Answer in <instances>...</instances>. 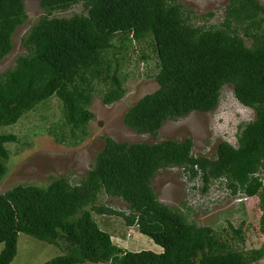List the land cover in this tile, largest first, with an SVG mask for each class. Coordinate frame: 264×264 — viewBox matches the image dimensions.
Returning a JSON list of instances; mask_svg holds the SVG:
<instances>
[{
    "label": "trees",
    "instance_id": "1",
    "mask_svg": "<svg viewBox=\"0 0 264 264\" xmlns=\"http://www.w3.org/2000/svg\"><path fill=\"white\" fill-rule=\"evenodd\" d=\"M25 1L0 0V59L12 51L13 35L28 18ZM40 2L43 13L21 39L26 51L0 72V127L56 96L63 124L70 128L69 141L84 140L95 117L90 106L97 86L104 85L99 92L106 104L127 92L125 79L107 55L118 34L123 48L133 40L150 39L157 63L158 88L124 113L130 128L157 135L168 119L211 111L226 84L233 85L241 103L254 108L255 118L240 125L236 145L220 140L211 157L193 155L191 137L150 143L107 136L80 181L60 176L46 185L17 184L0 193V264L14 260L21 232L62 249L63 254L44 264H251L263 258L264 245L242 250L241 225L229 222L231 241L229 234L197 225L182 207L161 201L152 180L161 168L178 165L189 178L201 181L203 191L226 177L230 194L259 196L264 234V4L229 0L220 23H207L211 11L198 24L194 11L178 0ZM78 3L84 11L59 14ZM18 140L14 132L0 131V180L9 170L7 144ZM101 193L121 198L126 209L99 203ZM186 204L190 209L188 200ZM94 213L122 216L162 250L123 247Z\"/></svg>",
    "mask_w": 264,
    "mask_h": 264
},
{
    "label": "rangeland",
    "instance_id": "2",
    "mask_svg": "<svg viewBox=\"0 0 264 264\" xmlns=\"http://www.w3.org/2000/svg\"><path fill=\"white\" fill-rule=\"evenodd\" d=\"M178 1L182 2L186 9L194 11L198 18L194 17L193 21L198 24L204 22L201 16L211 11L214 15L207 23H220L224 18L225 7L229 3V0ZM259 1L264 4V0ZM83 9L84 5L78 3L59 14L71 15L84 11ZM25 10L28 18L18 26L13 35L12 51L0 59V72L13 66L16 56L26 51L21 39L43 13L40 0H26ZM121 36L123 35L118 34L115 37L113 47L107 55L112 59L113 69L125 79L127 92L122 99L106 104L102 101L99 92L105 87L97 86L90 106L95 117L88 124L84 140L77 143L69 141L70 128L63 124L62 104L56 96L40 102L35 109L26 112L16 123L0 127V131L14 132L19 137L17 142L7 144L11 150L8 160L9 170L0 180V193L17 184L46 185L60 176L69 178L73 183L80 181L90 169L97 152L104 146V138L107 136L117 141L150 143L191 137L194 141L193 155L210 157L215 153L217 142L220 140L237 144L240 125L254 119L255 110L235 97L232 84L223 87L216 108L208 112L193 111L179 118L168 119L157 135L140 133L126 125L123 117L127 109L143 95L156 90L159 85L154 76L157 63L151 40H133L123 48L124 41L121 40ZM142 53L147 54L149 58L140 59ZM62 130L66 131L64 136L61 134ZM59 138L65 140L62 142ZM187 173L180 165L161 168L152 180L158 198L170 206L182 207L191 221L197 225L211 226L214 231L224 233V236H228L229 231L231 234L229 222L235 227L241 225L245 238L242 249L244 251L264 245V234L259 227L262 211L258 195L250 196L243 191L232 195L228 189L217 187L218 179L210 184L207 191H203L200 186L201 181L187 178ZM261 176L264 179V173ZM221 181L226 182L225 179ZM187 200L191 205L190 209L186 204ZM98 202L119 210L126 209V204L121 198H113L105 193L100 194ZM94 215L100 226L109 231L112 239L123 247L133 251L162 250V247L155 244L149 236L141 233L137 227L128 226L122 216L96 213ZM2 248L3 243L0 242V250ZM63 253L56 244L21 232L17 255L10 264H44ZM251 264H264V257Z\"/></svg>",
    "mask_w": 264,
    "mask_h": 264
},
{
    "label": "clouds",
    "instance_id": "3",
    "mask_svg": "<svg viewBox=\"0 0 264 264\" xmlns=\"http://www.w3.org/2000/svg\"><path fill=\"white\" fill-rule=\"evenodd\" d=\"M221 179H225L226 181H227V178L226 177H222V178H219L218 179V188H223V190H227L228 189V192H230L229 191V188L227 187V183L226 182H223V181H221ZM215 180H217V179H215ZM201 186V185H200ZM210 187V186H209Z\"/></svg>",
    "mask_w": 264,
    "mask_h": 264
},
{
    "label": "built area",
    "instance_id": "4",
    "mask_svg": "<svg viewBox=\"0 0 264 264\" xmlns=\"http://www.w3.org/2000/svg\"><path fill=\"white\" fill-rule=\"evenodd\" d=\"M187 175H188V176H187V178H188V177H189V173H187Z\"/></svg>",
    "mask_w": 264,
    "mask_h": 264
}]
</instances>
